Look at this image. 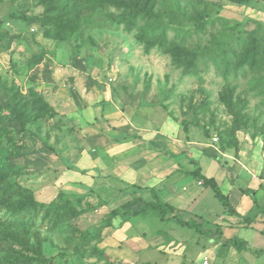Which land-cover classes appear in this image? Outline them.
<instances>
[{
  "label": "rangeland",
  "instance_id": "1",
  "mask_svg": "<svg viewBox=\"0 0 264 264\" xmlns=\"http://www.w3.org/2000/svg\"><path fill=\"white\" fill-rule=\"evenodd\" d=\"M152 1L153 18L129 30L112 20L122 13L113 7L98 4L76 15L73 0H0L1 85L17 91L18 102L29 106L35 91L55 111L51 118L26 124V133L16 122H5L18 152L7 153L2 169L13 170L9 181L27 189L39 203L68 200L77 212L47 228L39 222L40 211L27 238L1 240L8 251H21L27 239L40 244L51 264H70L62 256L72 253L85 235L98 233L79 250L78 264H202L205 258L208 264H264V255L254 258L225 245L231 230L242 225L251 230H241L239 236L263 246L252 232H259L264 219L247 224L240 216L231 218L211 190L196 186L198 180L188 175L195 161L223 189H237L231 193L235 205L237 192L264 198V58L252 70L244 67L236 73L230 68L225 81L228 69L216 51L229 53L234 66L241 61L242 49L257 38L263 40L264 53V0L247 5L228 0ZM198 14L208 19L201 32L194 26ZM153 23L166 32L165 44L150 47L154 37L143 40ZM174 46L195 55L185 61L192 73L174 65ZM7 97L0 89L1 105ZM139 117L147 129L159 130L167 123L169 137L183 155V161L169 168L155 165L158 156L147 162L146 170L161 171L155 188L132 186L114 175L105 160L110 155L103 152L105 144L93 140L111 129H125L126 119L145 130L136 124ZM113 120L121 124L105 129ZM89 125L100 133H89ZM130 136L136 139L139 134ZM144 153L140 148L138 155ZM156 190L181 197L180 217L195 219L209 234L199 235L144 211L143 201L153 202ZM237 208L245 212L244 206ZM112 210L118 216L105 228ZM226 225L232 227L223 236L221 227ZM95 247L104 251L105 259L92 254Z\"/></svg>",
  "mask_w": 264,
  "mask_h": 264
},
{
  "label": "trees",
  "instance_id": "2",
  "mask_svg": "<svg viewBox=\"0 0 264 264\" xmlns=\"http://www.w3.org/2000/svg\"><path fill=\"white\" fill-rule=\"evenodd\" d=\"M75 8L73 7L76 15L78 13L85 12L89 13L97 8L98 4L107 7H113L117 10H121L122 13L113 17V21L117 24L126 25L129 30L133 29L138 21H149L153 18L152 13V0H130L129 2L123 0H73ZM230 2L247 5L252 2V0H228ZM207 18L203 15L198 14L194 19V26L197 31H203L207 23ZM157 23H153L148 26L144 39L154 37L155 41L150 42V47L155 44H165L166 42V32ZM170 54L173 63L176 67L181 68L185 74L192 73L191 63L185 62L194 58L195 55H190V53L184 49L177 46L171 47ZM263 40L252 38L250 40V45L247 48L242 49L243 53L241 55V61L231 65L233 58L228 55L224 50L217 48V52L223 54V64L227 67L223 75L224 80H228L230 68L234 72H238L244 67H248L250 70L254 66H259L258 62L260 59L264 58V53L262 51ZM231 55H236L235 51H231ZM190 62V61H189ZM258 64V65H257ZM254 89L256 87H253ZM0 89L4 91L7 97V103L5 105L0 104V253L4 252L3 255L0 254V264H51L52 259H47L43 257L40 244L36 242L35 244H30L27 239L23 241V248L21 251L11 249L8 251L2 243L3 238H13L17 239L18 236H25L26 238L30 234L32 227H35L39 213L42 215L39 222L42 226L47 228L54 227L58 222L66 221L68 218L76 216L77 212L72 206L70 201L63 200L61 203L52 202L48 205L39 203L34 196L27 190L21 189L16 184L9 181L11 172L13 170L9 169L8 166L3 168V163L7 153L14 154L18 152L17 142L14 139L12 131L5 129V122H16L20 130L26 133V124L31 123L35 120H44L51 118L55 114L54 109H52L48 103L42 99L35 91L31 92L33 98V103L29 106L26 103H19L17 100V91L3 87L0 82ZM228 106H232L231 102H227ZM186 127H184V130ZM17 147V148H16ZM192 170L188 172V175L194 179H197L199 184L206 189H210L213 197L221 204L223 208L226 209L227 213L230 215H237L236 211L232 207L229 197L222 193L220 187L216 180L212 177H206L201 173L198 163L192 161ZM143 189H141L142 191ZM148 190V189H146ZM254 208L258 211L261 217L264 219V209H262L256 200L254 193H246ZM80 202V199L77 200ZM144 211L153 213L159 220H172L180 227L188 228L195 233L206 236L209 231H204L201 224L195 219H182L180 217V211L175 209L169 204L163 203L155 195L153 202L143 201ZM118 216L116 210H112L108 216V222L105 228L111 226V221L113 218ZM244 221L249 224L252 219L245 218ZM264 223V221H263ZM12 227L17 228L11 229ZM3 230L5 231L3 233ZM2 231V232H1ZM99 234L85 235L82 241L75 247L72 253H66L62 257L64 259H70V264H78L79 260V250L88 245L90 241L98 237ZM18 240V239H17ZM225 245L228 247H237L241 250H250L248 245L244 241H239L236 239H229L225 241ZM92 254H95L99 259H105V253L103 250L95 247L92 250ZM264 252V250H257L254 253L259 254ZM104 264H114L109 260H106Z\"/></svg>",
  "mask_w": 264,
  "mask_h": 264
},
{
  "label": "crops",
  "instance_id": "3",
  "mask_svg": "<svg viewBox=\"0 0 264 264\" xmlns=\"http://www.w3.org/2000/svg\"><path fill=\"white\" fill-rule=\"evenodd\" d=\"M125 121H126V123L124 122L125 129H119L118 131H116V129L113 130L111 128L114 126V124H117L119 126L121 124L120 122L114 121V120L109 122V124L111 125L110 128L106 127L108 125L105 124V129L107 130L111 129L110 132L108 131L103 132L102 134H99L98 137H95L93 140L95 142L101 141L103 144H105L104 146L105 149L103 150V152L110 153V155L108 156V158L106 159L104 158V159L106 160L108 165L110 164L109 167L113 168L112 171L114 175H118L126 183L132 186H139V187H144V188H155L154 186H156L157 178H158L157 172H161V171H158V170L150 171L148 169L146 170V168L150 167V165L147 162H151L153 159H156V156H158L159 160L155 161V165L159 164L160 166H164V168L172 167V164L174 162L178 163L180 161H183L182 160L183 155H180L182 154L181 147H174L173 141L169 137L171 134V130H169V125L167 123L165 124L163 123L162 125H160L159 130L154 129L152 127H149L147 129L148 125L146 126V124H144V121L146 120L145 119L143 120V118L141 119L139 117L140 123L138 122L136 124H138L139 126L145 127V130H141V129L135 128L134 126L130 125L127 122V119ZM87 128L88 130H90L89 133H92V132H94L95 134L100 133L97 130H95L97 127L93 129L92 126L89 125L87 126ZM132 132H137L139 134V137H137L136 139H133L130 136ZM113 133H115V135ZM116 134H119V135H116ZM123 134H128L129 137H124L125 135ZM181 146L182 148H188L187 147L188 145L181 144ZM142 147L145 149V153H144L145 155L140 157L138 154L140 152V148ZM160 166H157V167H160ZM201 173H202V169H201ZM216 182L218 183L222 193L229 197L230 203L237 213V215H231V218H239L240 220V217H241V221H244V218H246L245 217L246 215L250 216V214H252L250 217V219H252L251 224L257 222L256 220H258V218L261 216L258 213V211L254 208L252 201L250 200V198L248 197L246 193L241 194L240 192H237L233 194L236 199V205H235V202H232L233 196H231V193L237 189L232 190L229 185L227 186L225 185L224 186L225 188L223 189V186L220 184V182L218 180H216ZM198 183L199 182H196V186L200 185ZM156 196L160 201L171 205L178 211L181 210L180 206L184 203L181 197L168 196V195L166 196L162 192L157 191ZM255 197H256L258 205L262 209H264V198L261 196H256V195ZM237 205L244 206L245 212L242 213L241 211H239L237 208ZM230 227L232 226L226 225L224 227H221V233L223 234V236L225 234V231L230 230ZM236 227L237 228H235L234 230H231L230 237H228L227 240L236 239L239 241L240 240L244 241L248 245L250 250H243V251H245L247 254L253 253L254 255L252 256H254V258L259 259L260 257H258V255L263 256L264 252L256 254L254 253V251L264 250V245L263 246H260L259 244L253 245V243H251V241L248 238L244 236L243 237L239 236V232L241 230L248 231L251 229H245L242 227V225H237ZM252 233H254L253 236L255 238L259 239V242L261 240L264 241V224L262 225V228L259 230V232H252Z\"/></svg>",
  "mask_w": 264,
  "mask_h": 264
},
{
  "label": "built area",
  "instance_id": "4",
  "mask_svg": "<svg viewBox=\"0 0 264 264\" xmlns=\"http://www.w3.org/2000/svg\"><path fill=\"white\" fill-rule=\"evenodd\" d=\"M198 184H199V183H198ZM202 264H208V261H207L206 258L202 261Z\"/></svg>",
  "mask_w": 264,
  "mask_h": 264
}]
</instances>
